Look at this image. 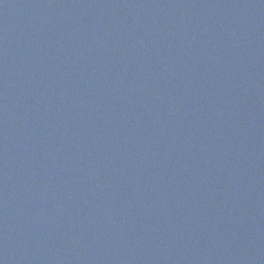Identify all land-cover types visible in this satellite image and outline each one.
Instances as JSON below:
<instances>
[{
  "label": "water",
  "instance_id": "95a60500",
  "mask_svg": "<svg viewBox=\"0 0 264 264\" xmlns=\"http://www.w3.org/2000/svg\"><path fill=\"white\" fill-rule=\"evenodd\" d=\"M0 264H264V0H0Z\"/></svg>",
  "mask_w": 264,
  "mask_h": 264
}]
</instances>
